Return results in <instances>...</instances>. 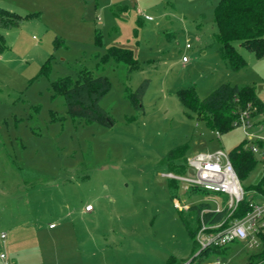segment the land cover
<instances>
[{
    "label": "rangeland",
    "instance_id": "rangeland-1",
    "mask_svg": "<svg viewBox=\"0 0 264 264\" xmlns=\"http://www.w3.org/2000/svg\"><path fill=\"white\" fill-rule=\"evenodd\" d=\"M217 3L0 0V8L38 13L19 27L0 28V236L6 235L0 250L8 264H168L195 257L196 240L181 218L189 213L177 202L183 208L205 197L181 185L171 192L166 157L182 145L189 146L187 160L229 153L247 137L234 127L218 138L178 92L191 88L204 99L223 84L253 86L264 102V57L236 43L246 63L232 68L218 38ZM113 46L132 50L139 67L100 68ZM82 69L110 81L101 107L113 126L73 119L56 95L53 82H76ZM146 79L143 110H136L128 95ZM263 177L259 164L247 184ZM249 252L233 243L202 264H245Z\"/></svg>",
    "mask_w": 264,
    "mask_h": 264
},
{
    "label": "trees",
    "instance_id": "trees-1",
    "mask_svg": "<svg viewBox=\"0 0 264 264\" xmlns=\"http://www.w3.org/2000/svg\"><path fill=\"white\" fill-rule=\"evenodd\" d=\"M33 14L22 15L4 8H0V28L8 29L19 27L22 22L28 20ZM215 22L219 30L218 38L223 45V52L233 69H239L246 63L244 57L236 48V43L253 52L257 58L264 57V0H219L215 8ZM100 42V35L97 36ZM58 46V44H55ZM5 48L4 35L0 34V56ZM110 63L123 64L133 71L139 67L134 53L130 49L113 46L107 54L100 57V68ZM48 63L44 66L47 67ZM56 95L65 99L68 114L75 120H82L90 124H99L111 127L114 125L113 118L101 107V100L110 91L111 83L105 76H97L87 69L80 70L77 81L69 78L59 79L53 82ZM150 81L144 80L140 86L129 93L128 98L136 110H143V99L149 88ZM180 101L190 112L197 115L198 119H206L208 124L220 134L226 133L233 127L237 113L240 110H254V115L264 116V102L258 97L256 88L253 86H239L223 84L208 97L201 99L191 88L181 89L178 92ZM188 145H182L170 151L166 157L169 173L186 174L188 172L187 153ZM232 163L241 181L246 185L252 172L258 166L254 155L239 145L229 152ZM179 183L169 179L171 192L179 188ZM264 185V177L258 184H247L246 189L261 190ZM202 196L208 192L195 190ZM207 204L193 205L187 211L189 218L181 215L182 221L195 239L200 227L201 212ZM247 208L244 206L241 212L244 214ZM238 215L241 216L242 213ZM224 214H204L203 220L207 224L221 221ZM225 249H211L204 251L197 264L206 261L210 254H223ZM186 261L170 259L168 264H184ZM245 264H264V240L261 247L249 252Z\"/></svg>",
    "mask_w": 264,
    "mask_h": 264
},
{
    "label": "built area",
    "instance_id": "built-area-1",
    "mask_svg": "<svg viewBox=\"0 0 264 264\" xmlns=\"http://www.w3.org/2000/svg\"><path fill=\"white\" fill-rule=\"evenodd\" d=\"M146 18L152 20L151 17L146 16ZM187 48H190V45H187ZM189 61V57H183L184 63ZM253 112L250 106L240 110L233 127H240L244 131L247 137L245 148L254 155L258 165L261 164L264 169V118L262 115H254ZM220 135L217 132L218 138ZM187 165L186 174H163L164 177L183 186L185 192L202 190L209 194L205 196V201L201 202L208 206L201 212L200 227L195 235L198 252L184 264H197L204 251L225 249L237 242L248 250H258L264 240V185L261 190H247V184L245 185L239 178L229 153L221 150L197 154L187 160ZM177 205L185 211L190 209V207L182 208L179 202ZM244 206L247 210L243 214L241 210ZM86 211L91 212L93 208L87 206ZM240 212L241 216L238 215ZM208 213H222L224 217L217 223L207 224L203 220V215ZM54 227L51 225V228ZM0 238L5 240L6 235L2 234ZM0 260L8 264L7 254L0 252ZM215 264L226 263L218 259Z\"/></svg>",
    "mask_w": 264,
    "mask_h": 264
},
{
    "label": "crops",
    "instance_id": "crops-1",
    "mask_svg": "<svg viewBox=\"0 0 264 264\" xmlns=\"http://www.w3.org/2000/svg\"><path fill=\"white\" fill-rule=\"evenodd\" d=\"M218 2H219V0H218ZM218 4V3H217ZM217 6V5H216ZM216 8V7H215ZM203 14V13H202ZM184 207H191V205L190 204H185L184 205ZM94 211V210H93ZM93 211H91L90 213H92ZM184 211H185V209H184ZM51 225H53V224H51ZM51 225H50V228H51ZM52 230H54L55 228H51ZM0 252H4V253H6L4 250H0ZM7 254V253H6ZM8 256V255H7ZM1 261V260H0ZM1 262H3V261H1Z\"/></svg>",
    "mask_w": 264,
    "mask_h": 264
}]
</instances>
